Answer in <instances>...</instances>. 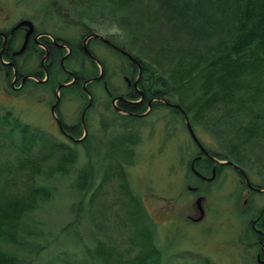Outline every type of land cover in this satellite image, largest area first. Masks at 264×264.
Returning <instances> with one entry per match:
<instances>
[{"label": "rangeland", "instance_id": "obj_1", "mask_svg": "<svg viewBox=\"0 0 264 264\" xmlns=\"http://www.w3.org/2000/svg\"><path fill=\"white\" fill-rule=\"evenodd\" d=\"M93 1L94 3L90 4L86 2L85 9L79 13L80 6L74 4L73 0H0V24L26 17L48 30H58L72 40L90 30L123 47L142 64L150 62L167 78L168 75L171 77L168 72L175 64L171 59L178 53L176 49L184 46L186 49L192 45L191 49L199 52V55L202 52L194 34L175 33L173 26L159 16L157 3L143 0L124 9L112 10L109 0H90ZM192 1L202 6L206 0ZM60 11L63 13L59 14ZM89 39L93 48L91 49L105 63L110 84L114 88L120 87L122 72L116 67L122 66L125 62L122 60L125 58L123 54H127L114 46L112 49L105 47L98 37L93 36ZM136 56H141L145 61ZM84 63L87 67L90 66L89 60L85 59ZM170 81V93L167 95L170 100L179 97L185 100L190 98L182 94L183 91L178 84L177 92H173V79ZM3 85H6V82L0 75V114L12 109L22 121L36 125L52 138H62L70 149H74L72 153L75 155V161L69 167L61 169L54 167L56 161L64 157L60 151L53 158L41 163L39 171H35L34 177L29 178L30 184L35 182L48 188L45 195H36L30 190L27 192L24 190L25 200H30L36 205L25 214L23 223L40 243L45 244L34 264H56L55 256L64 250L77 257H84L86 248L89 247V251H92L91 248L95 247L97 239L114 246L115 243L124 246L129 231L122 215L125 209L119 204L125 203H122L123 199L120 196L115 202L117 190L125 196L121 187L124 179L128 182L129 190L139 194L143 199L147 218L155 222L153 223L155 237L163 252L162 264H179L184 260L185 264H193L192 261L195 262L196 257L191 254L192 251L209 256L217 264H258L255 259L256 250L252 246V236L247 234L244 225L246 211H242L241 206L248 201L252 203L253 200L264 202V189H261L264 186L258 184L264 182L263 160L238 163L245 170L235 163L246 171L247 179L252 181H249L250 185L240 182L241 172L235 170L233 164L232 167H224L219 174H216V168L212 166L214 171L211 169V172H206V177L196 183L195 171L192 168L199 170L194 160L199 155L202 157L203 153L200 152L202 151L200 146L193 141L182 111L178 107L175 106L180 112L169 106L157 105L147 116L127 122L124 129L117 127L118 116L113 114L104 115L97 124L94 112L104 105L106 94L101 83L93 82L90 87L95 96L94 108L83 115L86 134L83 123L79 122L84 91L80 90L75 102L68 100L62 102L63 109L72 113L70 120H77L80 126L77 138L81 140L75 138L76 141H72L60 135L56 127L50 105L53 96L50 92L41 98H38L41 95L9 96L2 89ZM61 92L64 97L71 95L67 88H61ZM192 98L193 96L190 99ZM171 103L173 102L167 101L168 105L174 106ZM211 114L191 120L190 124L193 125L192 128L203 146L230 152V133L227 126L216 123L215 120H221V117L217 116L223 112ZM238 117L242 118L238 121H243L246 115L242 111L238 113ZM99 125L105 126L104 132L99 131ZM14 136L13 140L16 141L17 135ZM109 137L115 138L116 141L109 146L112 149L118 147L123 154L126 177L124 179L115 177L113 181L104 184L102 190L94 191L102 177L98 167L104 160L109 163L112 160L111 156L98 157L94 153L98 151L97 145L104 143L103 140L105 143L110 141ZM1 139L5 142L2 152L9 155L6 159L12 160L16 154V148L11 145L12 140L4 137ZM112 149L110 154L113 152ZM252 158L254 159V156ZM189 160L190 170L186 169ZM84 166H89V170L83 175H89L90 189L82 193L77 182L79 171ZM26 171L28 169H25ZM25 172H22L21 176L23 181L26 178ZM27 176L30 174L27 173ZM188 185L191 188H187ZM198 197H201L199 204L204 206L205 212L203 218L200 217L201 221L194 222L189 220L187 214H193L194 209L198 208L197 204H194L198 203L196 200ZM199 211L196 210V215ZM74 234L81 241L72 240ZM0 247L11 248L12 245L0 240Z\"/></svg>", "mask_w": 264, "mask_h": 264}, {"label": "trees", "instance_id": "obj_2", "mask_svg": "<svg viewBox=\"0 0 264 264\" xmlns=\"http://www.w3.org/2000/svg\"><path fill=\"white\" fill-rule=\"evenodd\" d=\"M73 1L80 6L79 13L85 9L86 2L94 3L90 0ZM109 1L112 10H120L143 0ZM150 1L159 4V16L173 26L175 33L194 34L202 52L199 55V52L191 49L192 45L186 49L185 46L176 49L178 53L171 59L175 64L170 68L168 73L171 77L168 75V78L148 61V68V64L143 62L144 68L154 76H163L170 84L173 79V92H177L178 84L185 97L193 96L192 99L179 97L171 100L185 109L190 123L191 120L212 115V112H223L217 116L221 120H215L216 123L227 126L230 133V152L204 145L216 157L237 164L244 161L254 163L258 159L264 161V0H206L202 6L192 0ZM61 13L63 12L60 11L59 14ZM171 108L180 112L175 106ZM242 111L246 117L243 121H238L242 119L238 117V113ZM14 134L17 135L16 141L13 140ZM1 137L12 140L11 145L16 148V154L12 160L6 159L9 155L2 152L5 142L0 140V240L12 245L11 248L0 247V264H34L45 244L40 243L23 223L25 214L36 205L25 200L24 190L45 195L48 188L35 182L30 184L29 178L34 177L35 171H39L41 163L53 158L60 151L64 157L57 160L54 167H69L75 161L72 153L74 149H70L66 142L52 138L36 125L22 121L12 109L0 114ZM103 141V144L97 145L98 151L94 155L111 156L112 160L110 163L104 160L98 167L102 177L94 191L102 190L104 184L113 181L115 177L124 179L127 173L123 154L118 147L112 149L109 146L116 143L115 138L111 137L107 143ZM111 149L113 152L110 154ZM194 161L197 167L205 170L203 172H211L212 166H215L216 174L226 166H233L230 162L212 161L204 154ZM190 162L191 160L186 166L188 170ZM25 169L28 171L25 172ZM86 170H89V166L81 168L78 175L77 185L82 193L90 189L89 175H83ZM22 172L26 173L24 181L21 180ZM258 184L264 186V182ZM121 187L125 196L117 190L115 202L120 196L122 203H125L119 204L125 209L122 215L129 231L125 245L115 243L114 246L97 239L92 251L87 247L86 255L81 258L69 251H60L55 256L56 264H95L96 261L98 264H162L163 252L155 237V222L147 218L143 199L129 190L126 179ZM72 238L81 241L75 234ZM191 254L196 257L193 264H217L203 253L192 251ZM184 261L179 264H185Z\"/></svg>", "mask_w": 264, "mask_h": 264}, {"label": "flooded vegetation", "instance_id": "obj_3", "mask_svg": "<svg viewBox=\"0 0 264 264\" xmlns=\"http://www.w3.org/2000/svg\"><path fill=\"white\" fill-rule=\"evenodd\" d=\"M25 19H29L32 26L28 21H24ZM90 32H83L77 39L72 40L66 34L58 30H48L45 26H39L32 19L26 17L0 24V75L6 82V85L2 86L6 92L4 93L9 96L24 97L41 95L38 97L41 98L42 95L47 96L50 92L53 96L50 105L56 127L60 135H63L67 140L76 141L80 126L77 120H70L72 113L70 110L63 109L62 102L65 100L75 102L79 97L80 90L84 91L82 93L84 94V103H82L79 115V122L82 124V115L94 108L95 96L90 87L93 82L101 83L106 94V102L94 112V116L98 120L97 124L100 123L104 115L113 114L118 116L117 127L124 129L127 122L147 116L157 105L171 107L167 104V101L172 102L167 97L171 87L170 83L167 84L162 76H154L153 73H149L140 60H133L125 54H123L125 58L122 59L125 62L121 67L120 65L116 67L122 72L120 74L122 83L120 87L114 88L109 82L108 70L104 61L92 50L91 39L86 38ZM101 42L105 47L108 46L112 49L111 45L102 40ZM89 50L99 62L89 55ZM85 59L89 60V67L84 63ZM99 63L102 66L103 74L100 78L94 79L100 73ZM60 84L63 85L58 88ZM61 88L69 89L71 95L64 97ZM89 92L92 96L91 104L85 109L89 102ZM102 125H99L98 129L104 132L105 126ZM59 139L64 141L60 137ZM206 149L209 151L208 148ZM200 152L204 156H209L212 161L219 162L216 159L218 157L210 151L213 157L204 151ZM192 169L195 171L193 172L196 183L206 177V172H203L205 170ZM211 169L214 171L213 167ZM241 177L240 182L247 185L242 175ZM249 181L251 180L249 179ZM187 188L191 187L188 185ZM251 202L248 201L247 204L241 206L242 211H246L247 215L244 218V225L247 234L252 236V246L256 250L255 259L258 264H264V202L259 203L254 200ZM194 204L199 203L195 202ZM197 209L199 211V208H196L193 214H187L189 220L194 222L202 220L204 215L202 218H198L200 211L196 215ZM248 209L250 210L248 211Z\"/></svg>", "mask_w": 264, "mask_h": 264}, {"label": "water", "instance_id": "obj_4", "mask_svg": "<svg viewBox=\"0 0 264 264\" xmlns=\"http://www.w3.org/2000/svg\"><path fill=\"white\" fill-rule=\"evenodd\" d=\"M24 21H26V22L28 21V22L30 23V25L32 26V23H31V21H30L29 19H28V20L25 19ZM93 36H94V37H98V38H100L101 40H103L104 42L110 44L111 46L116 47V48H117L118 50H120L121 52L126 53L131 59L137 61V59H135V58H134V57H133V56H132L127 50H125L123 47H119L118 45L112 43L108 38H106L105 36H103V35H101V34H99V33H96V32H90L89 35H87L86 38H88V37H93ZM89 55L92 56V58H93L94 60H96L97 62H99V60L97 59V57H96L95 55H93V53H92L90 50H89ZM99 65L101 66L100 63H99ZM102 74H103V71H102V66H101V67H100V73H99L97 76H95L94 79H98V78H100V77L102 76ZM61 85H63V84H60V85L58 86V88H59ZM58 88H57V89H58ZM91 99H92V96H91V94H90V92H89V102H88V104L86 105L85 109L91 104ZM171 104L174 105V106H176V107H178V108L182 111V114H183V116H184V119H185V123H186L187 129H188L189 132L191 133L192 138L194 139V141L200 146V148L202 149V151H204L206 154L211 155V154H210V153L204 148V146L202 145L201 141L198 139L197 135L195 134V132H194V130H193L191 124H190V121H189V119H188V117H187V114H186L185 110L181 107V105H179V104H177V103H171ZM83 112H85V111H83ZM83 115H84V114H83ZM83 115H82V123H83V127L85 128V129H84V134H86V127H85V124H84V122H83ZM76 140H81V139H78V138H77ZM211 156H212V155H211ZM212 157H213V156H212ZM216 159H217V158H216ZM217 161H219V162H230L231 164H233L234 167H235L237 170H239V171L241 172V174L243 175V177H244L245 180H246V183L250 185L249 180L247 179L246 174H245L244 170H243L241 167H239L238 165H236L235 163H233L231 160H225V161L217 160ZM257 189H260V188H257ZM261 189H264V188H261ZM200 198H201V197H198V198L196 199L198 203H199ZM197 205H198V208H199V210H200V216H199L198 218H200V217H202V215H203V207H202L201 204H197Z\"/></svg>", "mask_w": 264, "mask_h": 264}]
</instances>
